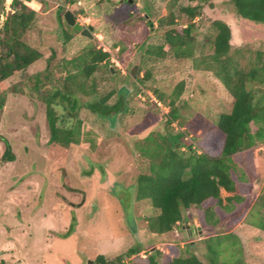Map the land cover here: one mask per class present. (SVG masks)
<instances>
[{
  "label": "rangeland",
  "instance_id": "obj_1",
  "mask_svg": "<svg viewBox=\"0 0 264 264\" xmlns=\"http://www.w3.org/2000/svg\"><path fill=\"white\" fill-rule=\"evenodd\" d=\"M146 1L152 8V27L141 18L144 0L129 3L135 8L125 23L116 22L123 15L116 0L110 4L102 0H46L44 11L40 0L24 1L40 14L37 25L25 37L42 57L0 83V91L6 93L0 109V260L5 264H91L97 254L112 259L124 256L131 248L141 251L125 255L123 264H150L148 256L153 247L170 254L183 248L186 253V244L205 262L200 240L203 233L191 231L190 237L185 227L199 226L193 209L185 213L184 224L160 233L151 225L156 214L148 202L135 200V177L143 157L134 152V145L149 131L162 127L160 114L168 110L155 103L151 92L146 91L148 98L144 95L134 75L139 50L160 41L156 19L167 13L169 0ZM11 2L7 0L0 26ZM196 3L178 0L174 10ZM200 4L201 15L195 19L199 33L208 34V20L220 18L231 26L232 48L248 44L264 50V24L238 17L227 0ZM58 6L69 9L77 22L88 28L89 37L70 31L72 38L65 42L56 20ZM177 15L178 23L185 24V16ZM93 38L98 47L111 54L116 68L110 66V73L105 67L96 72L99 94L115 91L108 100L113 107L110 114L100 116L85 105L96 99L79 96L73 112L66 102L55 98L64 105L63 111L57 112L60 119L74 114L85 125L81 145L62 148L49 142L45 101L39 95L10 92L9 86L42 71L54 50L57 58L68 57ZM205 52L210 49L205 48ZM148 68L153 72V84L167 94L184 82L178 99L181 118L170 125L172 132L184 130L195 140L212 126L219 112L232 107V98L220 81L208 71L194 69L191 59L167 57ZM5 140L13 160L3 158ZM259 151L264 156V144L255 147L253 156L244 161L257 164ZM263 187L264 174L260 181H251V200ZM220 192L227 195L223 189ZM248 211L235 224L234 232L241 239L245 260L264 264V231L250 224Z\"/></svg>",
  "mask_w": 264,
  "mask_h": 264
},
{
  "label": "trees",
  "instance_id": "obj_2",
  "mask_svg": "<svg viewBox=\"0 0 264 264\" xmlns=\"http://www.w3.org/2000/svg\"><path fill=\"white\" fill-rule=\"evenodd\" d=\"M24 1L31 0H12L0 26V83L42 57V52L25 37L37 25L40 14L28 8ZM40 1L41 11H44L47 2ZM102 1L110 4L114 0ZM116 1L123 13L116 22L125 23L135 4ZM177 1L169 0L167 13L156 19L160 41L148 43L137 55L134 75L144 95L148 98L146 91L151 92L155 103L168 110L160 114L162 127L149 131L142 142L134 145V152L143 157L135 177V200L148 202L156 214L151 225H156L160 233L171 232L175 226L184 224L185 213L193 209L204 236L200 240L205 248V262L189 250V244H186V253L183 248L170 254L153 247L148 261L150 264H260L245 260L244 248L234 226L250 209V224L264 231V187L253 200L250 195L251 181H260L264 174L263 152H258L257 164L244 161L253 156L255 147L264 144V50L252 49L248 44L232 48L231 26L220 18L208 20V34L199 33L195 19L201 15L200 3L206 0H190L197 3L179 5L175 12ZM227 1L238 17L264 24V0ZM57 10L61 38L66 42L72 38L71 32L78 31L64 22L66 8L58 6ZM143 11L148 18L153 15L146 0ZM177 13L185 16V24L178 23ZM141 18L146 20L144 15ZM207 47L210 52L206 53ZM167 57L191 59L194 69L212 73L232 98L230 111L219 112L212 126L195 140L189 139L184 130L172 132L170 129V125L181 118L178 99L184 91V82L177 83L168 94L152 82L153 72L148 65ZM110 66L115 68L111 54L98 47L93 38L68 57L59 59L54 50L42 71L11 84L9 91L39 95L45 101L50 143L62 148L79 146L84 122L74 114L60 119L57 112L63 111L61 102H66L74 112L78 107L77 97L83 96L97 100L85 103L92 112L100 116L110 114L113 106L108 100L115 91L100 95L96 79L100 68L105 67L110 73ZM5 97V91H0V109ZM55 98L61 102H56ZM178 143L181 146L177 147ZM4 144L3 158L13 160L9 142L5 140ZM183 146L186 149H181ZM221 189L227 192L226 196L221 195ZM140 251L131 248L125 255ZM125 255L109 259L97 254L91 264H122Z\"/></svg>",
  "mask_w": 264,
  "mask_h": 264
},
{
  "label": "water",
  "instance_id": "obj_3",
  "mask_svg": "<svg viewBox=\"0 0 264 264\" xmlns=\"http://www.w3.org/2000/svg\"><path fill=\"white\" fill-rule=\"evenodd\" d=\"M122 1V0H120ZM127 3H131L132 0H126ZM7 0H0V20L1 17L3 15V12L5 10V6H6ZM146 21L149 23V25L152 27L153 23L150 21V19L148 18V16L146 14H143ZM63 19L64 22L69 26L72 27L73 29H75L76 31H78L81 35H85L89 37V30L88 28L82 27L78 22L77 19L75 17V15L69 10L66 9L65 12L63 13ZM91 28V27H90ZM179 143L176 145L178 147ZM63 174L65 175V172L63 171ZM186 229H187V233L188 236L192 237V233L191 231H197L198 234L197 235H201L202 231L200 226H196L195 228H189L188 225H186ZM0 264H3V262L0 260Z\"/></svg>",
  "mask_w": 264,
  "mask_h": 264
},
{
  "label": "clouds",
  "instance_id": "obj_4",
  "mask_svg": "<svg viewBox=\"0 0 264 264\" xmlns=\"http://www.w3.org/2000/svg\"><path fill=\"white\" fill-rule=\"evenodd\" d=\"M155 102H156V100H155ZM186 225H188L189 226V224H186ZM189 228H191L190 226H189ZM192 229V228H191ZM187 231V230H186ZM153 249V248H152ZM126 260V257H124L123 259H122V261H125ZM124 262H122V264H123Z\"/></svg>",
  "mask_w": 264,
  "mask_h": 264
},
{
  "label": "flooded vegetation",
  "instance_id": "obj_5",
  "mask_svg": "<svg viewBox=\"0 0 264 264\" xmlns=\"http://www.w3.org/2000/svg\"><path fill=\"white\" fill-rule=\"evenodd\" d=\"M64 171V169H62V172ZM65 172V171H64ZM65 177V176H64ZM62 197V200L64 199V196L63 195H61ZM2 261V260H1ZM2 262H4V261H2ZM5 264V263H4Z\"/></svg>",
  "mask_w": 264,
  "mask_h": 264
},
{
  "label": "crops",
  "instance_id": "obj_6",
  "mask_svg": "<svg viewBox=\"0 0 264 264\" xmlns=\"http://www.w3.org/2000/svg\"><path fill=\"white\" fill-rule=\"evenodd\" d=\"M186 227V226H185ZM191 228H193V226H190Z\"/></svg>",
  "mask_w": 264,
  "mask_h": 264
}]
</instances>
